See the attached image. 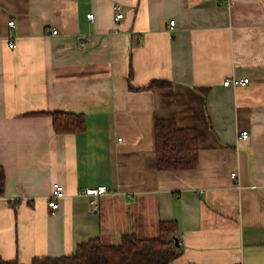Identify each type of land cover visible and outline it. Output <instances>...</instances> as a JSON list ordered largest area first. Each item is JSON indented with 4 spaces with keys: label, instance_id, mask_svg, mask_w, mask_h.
<instances>
[{
    "label": "crops",
    "instance_id": "0c3cea01",
    "mask_svg": "<svg viewBox=\"0 0 264 264\" xmlns=\"http://www.w3.org/2000/svg\"><path fill=\"white\" fill-rule=\"evenodd\" d=\"M234 76L249 82L223 84ZM56 111L84 129L56 132ZM161 118L197 130L195 168L158 169ZM0 191L5 261L169 220L170 264H264V0H0Z\"/></svg>",
    "mask_w": 264,
    "mask_h": 264
},
{
    "label": "trees",
    "instance_id": "16d2710c",
    "mask_svg": "<svg viewBox=\"0 0 264 264\" xmlns=\"http://www.w3.org/2000/svg\"><path fill=\"white\" fill-rule=\"evenodd\" d=\"M167 80H154L150 89L169 87ZM56 132H76L85 127V118L80 113L52 112ZM156 159L159 170L192 169L198 165L197 130L177 125L173 118L155 121ZM2 191H0V194ZM176 221L160 224V234L156 237L142 238L137 234L125 233L118 244H105L96 237L77 245L71 254L63 256L36 257L32 264H170L178 255L175 248V235L178 231ZM0 264H19L5 261L0 255Z\"/></svg>",
    "mask_w": 264,
    "mask_h": 264
},
{
    "label": "built area",
    "instance_id": "2783aa9c",
    "mask_svg": "<svg viewBox=\"0 0 264 264\" xmlns=\"http://www.w3.org/2000/svg\"><path fill=\"white\" fill-rule=\"evenodd\" d=\"M114 11H115V16L117 20H120L121 18H123V11H122V6L120 4H115L114 6ZM87 17L89 18H93V13H87ZM175 23V20L173 19L172 21H170V26H173V24ZM9 26L14 28L15 27V21L11 20L9 21ZM51 32L53 34H57V29H52ZM8 45L10 48H15L16 47V42L14 40H10L8 42ZM249 82V77L246 78H238L236 76L232 77V79H227L223 82L224 85L227 86H245L247 85V83ZM248 136V131H242L241 132V138H247ZM118 140H121V138H119ZM238 177V172L234 171L231 173V178L232 179H236ZM108 191L107 186L105 185H98L92 189H84V193L85 194H89V195H94V196H98L100 194H105ZM65 195V190H64V186H62L59 183H54L53 184V188H52V192L50 194V198H49V205L54 209H58L59 208V201L63 198V196ZM91 203L96 204V199L93 198Z\"/></svg>",
    "mask_w": 264,
    "mask_h": 264
},
{
    "label": "water",
    "instance_id": "95a60500",
    "mask_svg": "<svg viewBox=\"0 0 264 264\" xmlns=\"http://www.w3.org/2000/svg\"><path fill=\"white\" fill-rule=\"evenodd\" d=\"M174 243L176 244L177 247L180 246L179 241H178V238H176V237H175V239H174Z\"/></svg>",
    "mask_w": 264,
    "mask_h": 264
},
{
    "label": "rangeland",
    "instance_id": "374dc122",
    "mask_svg": "<svg viewBox=\"0 0 264 264\" xmlns=\"http://www.w3.org/2000/svg\"><path fill=\"white\" fill-rule=\"evenodd\" d=\"M172 264H176V263H172Z\"/></svg>",
    "mask_w": 264,
    "mask_h": 264
}]
</instances>
